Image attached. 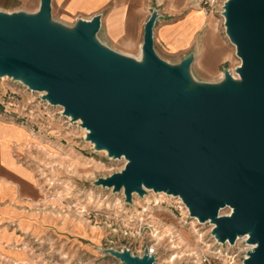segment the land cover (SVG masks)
Listing matches in <instances>:
<instances>
[{
  "label": "water",
  "instance_id": "1",
  "mask_svg": "<svg viewBox=\"0 0 264 264\" xmlns=\"http://www.w3.org/2000/svg\"><path fill=\"white\" fill-rule=\"evenodd\" d=\"M227 38L241 64L218 83L195 81L193 55L179 64L154 48L153 13L136 60L97 38L101 16L72 27L53 20L51 0L37 13L0 11V78L20 81L81 121L87 141L124 169L95 185L179 197L191 217L213 225L221 243L247 236L243 264H264V0H226ZM229 209L227 215L221 214ZM124 264H154L147 250H106Z\"/></svg>",
  "mask_w": 264,
  "mask_h": 264
},
{
  "label": "rangeland",
  "instance_id": "2",
  "mask_svg": "<svg viewBox=\"0 0 264 264\" xmlns=\"http://www.w3.org/2000/svg\"><path fill=\"white\" fill-rule=\"evenodd\" d=\"M224 3L215 0L211 7L203 3L202 7L220 20L222 38L234 53L233 61L223 65L221 72L227 69L235 74L241 61L225 33L221 10ZM97 38L115 51L99 33ZM177 56L162 55L170 64H175ZM191 73L195 81H214ZM2 78V111L20 123L33 120L41 140L35 159L45 184V197L36 212L43 220L37 223L42 231L37 235L19 231L14 241L0 244V264H124L106 250L127 249L134 256H142L154 240L159 241L154 264H243L250 250L247 242L240 238L233 245L219 243L212 234V225L191 217L179 197L148 191L143 197L135 194L132 203H127L123 191L95 185L99 178L122 171L127 161L96 150L87 141L88 131L81 121H72L64 116L62 107L44 101V93L32 92L20 81ZM229 213L228 208L221 211L223 215ZM181 231L189 233V242L178 239ZM172 240L183 248H172ZM175 255L178 257L169 263Z\"/></svg>",
  "mask_w": 264,
  "mask_h": 264
},
{
  "label": "crops",
  "instance_id": "3",
  "mask_svg": "<svg viewBox=\"0 0 264 264\" xmlns=\"http://www.w3.org/2000/svg\"><path fill=\"white\" fill-rule=\"evenodd\" d=\"M205 0H51L52 15L69 25L101 16V38L125 56L141 59L144 27L153 13L154 48L158 56L178 55L175 64L192 54L191 72L218 83L221 67L234 59L222 38L221 22L202 7ZM41 0H0V11L34 14ZM208 7V6H206ZM224 25V22H223ZM33 120L20 123L0 107V244L12 242L19 231L38 234L42 217L36 212L45 197L36 149L41 141ZM15 227V228H11ZM14 229V231H12Z\"/></svg>",
  "mask_w": 264,
  "mask_h": 264
},
{
  "label": "bare ground",
  "instance_id": "4",
  "mask_svg": "<svg viewBox=\"0 0 264 264\" xmlns=\"http://www.w3.org/2000/svg\"><path fill=\"white\" fill-rule=\"evenodd\" d=\"M223 11V10H222ZM235 72V71H234ZM232 73V72H231ZM224 75V74H223ZM232 75H234L235 77L237 76V74H236V72H235V74H233L232 73ZM2 79H5V77L4 78H2ZM105 151V150H104ZM162 194H164V193H162ZM135 195V194H134ZM188 209V208H187ZM146 211V210H145ZM149 217L151 218V217H153V216H150L149 215ZM212 227H213V225H212ZM158 236V235H157ZM190 235H189V233H187V232H185V231H181V234H179V240L180 241H184V240H186L187 242H189L190 241ZM245 239L247 238V236H245L244 237ZM161 240H162V238H161ZM171 243H174V245H172V248H174V249H177V248H179V249H182L183 248V246H178L177 244H176V242H175V240H172V241H170ZM179 244V243H178ZM1 246V245H0ZM251 247H250V249H252L253 247H255V246H253V245H250ZM178 257V255H175V256H172V260H170L169 261V263H171V262H174V260L176 259Z\"/></svg>",
  "mask_w": 264,
  "mask_h": 264
},
{
  "label": "built area",
  "instance_id": "5",
  "mask_svg": "<svg viewBox=\"0 0 264 264\" xmlns=\"http://www.w3.org/2000/svg\"><path fill=\"white\" fill-rule=\"evenodd\" d=\"M226 1V0H225ZM215 3V0H205L204 1V4L205 5H207V6H212L213 4ZM221 10H223V6H222V8H221ZM234 76V75H233ZM33 92V91H32ZM242 239H244L246 242H247V238L245 239V238H242ZM158 245H159V241H157V240H154L153 242H152V244L149 246V247H147L145 250H147V253H148V255L149 256H154L155 257V261H156V256H157V253H158ZM248 246L249 247H251L249 244H248ZM144 254V252L142 253V255Z\"/></svg>",
  "mask_w": 264,
  "mask_h": 264
}]
</instances>
